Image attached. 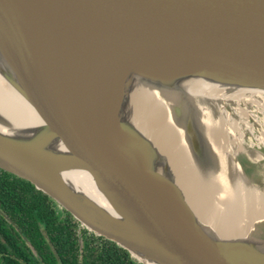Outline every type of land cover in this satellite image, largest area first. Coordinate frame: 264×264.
I'll list each match as a JSON object with an SVG mask.
<instances>
[{
    "label": "water",
    "instance_id": "obj_1",
    "mask_svg": "<svg viewBox=\"0 0 264 264\" xmlns=\"http://www.w3.org/2000/svg\"><path fill=\"white\" fill-rule=\"evenodd\" d=\"M0 77L41 121L21 135L0 112L11 133L0 131V169L82 228L140 264H264V215L248 235L224 237L209 221L223 194H209L204 177L238 165L243 191L262 188L245 160L264 144L249 133L259 123L264 132V109L239 122L245 134L236 137L212 93L264 94V0H0ZM135 81L143 99L162 101L147 109L161 138L162 122L183 130L191 163L169 164L168 147L130 122ZM173 169L192 180L176 181ZM94 187L102 204L86 192Z\"/></svg>",
    "mask_w": 264,
    "mask_h": 264
},
{
    "label": "bare ground",
    "instance_id": "obj_2",
    "mask_svg": "<svg viewBox=\"0 0 264 264\" xmlns=\"http://www.w3.org/2000/svg\"><path fill=\"white\" fill-rule=\"evenodd\" d=\"M140 82L141 81L134 82L131 92V94L135 92L139 98L137 99L136 103H134L132 100L130 101L131 105L128 107V118L130 122L133 123V125L142 133H148L150 137H153L161 152L165 153V148L168 147L169 152L167 156L169 158V164H172L174 161L176 164L182 166L191 163L192 152L187 146L183 130L179 131L176 127L172 126L171 123L162 122L168 127L169 130L167 131L168 136L165 139H162L161 135L163 136V128L158 125L160 121L156 119L154 120L152 118L149 120L147 119V114H149L147 109L151 110L148 103L155 108V106L160 104L162 101L158 99L156 103H153L148 99H143V89ZM195 84L199 86L200 89L209 87V84L204 81H196ZM216 88L217 87L212 86L210 89L214 90ZM225 89L227 93L223 92L219 96V94L216 92L212 93V95L217 99H220L221 97V101L224 104L222 117L229 124V126L233 125L235 127L236 130L231 127L235 132V136H243L245 133L239 128V122H252V116L257 114L255 110L257 108L264 109V94L238 93L235 89ZM0 103L6 105V109L0 107V112L6 115L8 118H11L15 126L20 125L19 131L21 135H25L28 132L33 131V129L36 127L34 125L37 123V119L39 120V124L41 123L40 119L30 107V105L25 101V99L16 90L8 86L1 77ZM132 107L134 110H130ZM32 111L35 113V116L34 113L32 115ZM155 127L160 131L155 130L152 136L149 131ZM261 127L262 124L259 123L254 125L253 128L249 130V133L254 135L253 140L264 139V132H262ZM210 129L213 130V135L217 133L218 136L216 141L219 142L220 135L218 129H214L212 127H210ZM0 131L11 134L10 132L1 128ZM220 134L223 133L220 132ZM225 135L232 137V134L229 132H227ZM256 153L258 155L251 156L250 161L254 163L256 167H258L256 170L257 172L261 173V176L264 180V155H261L264 154V144L259 143V150L256 151ZM171 166L173 167V165ZM160 170H165V168L161 167ZM183 170L184 169H173L172 173L175 175L176 181L184 184V180H192L190 176L193 173L186 171L187 178L184 179L185 173ZM254 171L255 170H253V172ZM204 177L208 182H210V184L207 186L209 194L216 190L221 191L223 194V197L220 199V201L215 204L216 209L213 207L211 210L209 221L219 229L224 237H243L248 235L253 228V224L264 215V190L261 188V191L258 187L252 186L250 193L248 191H243L245 189L243 186H249V182L244 178L243 174L238 169V165H234L231 170L223 168L220 173H211V175H205ZM79 180L80 177L78 175L70 178V181L75 185L78 184ZM191 188V185L184 187L187 193L191 191ZM236 188H238V192H243H241L239 195H235L234 190ZM86 192L94 200H98L101 204L103 203V198L95 187ZM219 206L224 208V210H222L225 211L224 213L220 212ZM224 219L225 221H223Z\"/></svg>",
    "mask_w": 264,
    "mask_h": 264
},
{
    "label": "trees",
    "instance_id": "obj_3",
    "mask_svg": "<svg viewBox=\"0 0 264 264\" xmlns=\"http://www.w3.org/2000/svg\"><path fill=\"white\" fill-rule=\"evenodd\" d=\"M0 172V264H79L73 225L76 220L72 215L64 210L58 212L55 202L31 183L1 169ZM20 233L27 236L25 242ZM101 252L104 254L99 264H119L118 259L109 258L111 249ZM93 256H87L84 264H92Z\"/></svg>",
    "mask_w": 264,
    "mask_h": 264
},
{
    "label": "flooded vegetation",
    "instance_id": "obj_4",
    "mask_svg": "<svg viewBox=\"0 0 264 264\" xmlns=\"http://www.w3.org/2000/svg\"><path fill=\"white\" fill-rule=\"evenodd\" d=\"M1 175H3V172H0ZM58 206L56 203L54 204ZM60 208V207H59ZM60 212L63 210L60 208ZM65 211V210H64ZM67 220V219H66ZM75 220V219H74ZM76 228V242L78 245V262L79 264H84L85 260H87V256L94 255L93 259L94 261L92 264H99L98 260L102 258L104 252V249H111L112 253L109 255L110 259H118L119 264H140L138 262H135L130 256L127 255L124 251H122L119 247L111 246V241L88 231L87 229L82 228L79 223L76 221L75 224H73ZM80 229V231H78ZM22 241H26L27 236L23 233H20ZM47 241H50V238L46 237ZM27 245L31 248L32 251H34L33 247L29 244V242H26ZM101 252V253H100ZM36 252L34 251V254ZM111 261L107 262L106 264H110ZM63 264V263H62Z\"/></svg>",
    "mask_w": 264,
    "mask_h": 264
},
{
    "label": "rangeland",
    "instance_id": "obj_5",
    "mask_svg": "<svg viewBox=\"0 0 264 264\" xmlns=\"http://www.w3.org/2000/svg\"><path fill=\"white\" fill-rule=\"evenodd\" d=\"M245 167L247 168V170L249 171V170H256V167H254V164L252 163V162H250V161H247V160H245ZM252 176V175H251ZM252 180L254 181V183L256 184V185H259L260 187H262V189L264 190V180H263V177L262 176H252ZM54 205V204H53ZM54 207L56 208V210L58 211V212H60L59 211V207L58 206H56V205H54ZM78 231H80V229H78Z\"/></svg>",
    "mask_w": 264,
    "mask_h": 264
},
{
    "label": "built area",
    "instance_id": "obj_6",
    "mask_svg": "<svg viewBox=\"0 0 264 264\" xmlns=\"http://www.w3.org/2000/svg\"><path fill=\"white\" fill-rule=\"evenodd\" d=\"M255 116H252V121H255ZM245 123H250V122H245Z\"/></svg>",
    "mask_w": 264,
    "mask_h": 264
}]
</instances>
